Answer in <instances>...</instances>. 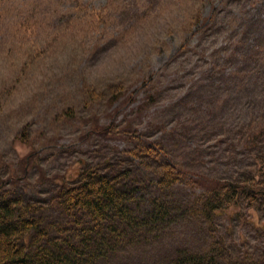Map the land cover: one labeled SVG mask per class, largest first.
I'll return each instance as SVG.
<instances>
[{
    "label": "rangeland",
    "instance_id": "rangeland-1",
    "mask_svg": "<svg viewBox=\"0 0 264 264\" xmlns=\"http://www.w3.org/2000/svg\"><path fill=\"white\" fill-rule=\"evenodd\" d=\"M250 123L264 124V0H0V175L19 179L16 195L44 200L85 164L128 158L137 136L184 168L235 177L253 162L238 134ZM243 209L215 223L235 251L264 244V205ZM207 232L171 223L95 264H173Z\"/></svg>",
    "mask_w": 264,
    "mask_h": 264
},
{
    "label": "trees",
    "instance_id": "trees-1",
    "mask_svg": "<svg viewBox=\"0 0 264 264\" xmlns=\"http://www.w3.org/2000/svg\"><path fill=\"white\" fill-rule=\"evenodd\" d=\"M109 131L133 138L137 130ZM238 134L253 162L235 177L184 168L171 161L163 143L141 136L124 152L140 163L120 157L87 163L63 176L44 200L14 194L11 186L19 179L0 175V264H95L125 243L148 244L182 221L205 227L208 244L201 251L179 247L173 264H264V244L235 251L215 232L217 217L264 205V124L250 123ZM179 183L196 191L181 196ZM55 212L72 223L62 224ZM258 229L264 238V223Z\"/></svg>",
    "mask_w": 264,
    "mask_h": 264
},
{
    "label": "water",
    "instance_id": "water-1",
    "mask_svg": "<svg viewBox=\"0 0 264 264\" xmlns=\"http://www.w3.org/2000/svg\"><path fill=\"white\" fill-rule=\"evenodd\" d=\"M264 193V192H263Z\"/></svg>",
    "mask_w": 264,
    "mask_h": 264
}]
</instances>
